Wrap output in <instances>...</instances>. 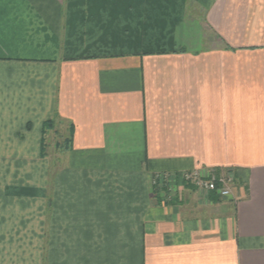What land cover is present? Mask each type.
<instances>
[{
	"label": "crops",
	"instance_id": "obj_1",
	"mask_svg": "<svg viewBox=\"0 0 264 264\" xmlns=\"http://www.w3.org/2000/svg\"><path fill=\"white\" fill-rule=\"evenodd\" d=\"M0 264H264V0H0Z\"/></svg>",
	"mask_w": 264,
	"mask_h": 264
},
{
	"label": "built area",
	"instance_id": "obj_2",
	"mask_svg": "<svg viewBox=\"0 0 264 264\" xmlns=\"http://www.w3.org/2000/svg\"><path fill=\"white\" fill-rule=\"evenodd\" d=\"M168 176L157 175L156 181L167 179ZM182 181L194 185L200 190L213 192L219 197H229L231 195V187L234 181V175L231 171H226L223 174H215L211 172L208 176L201 175L198 171L185 172L179 177Z\"/></svg>",
	"mask_w": 264,
	"mask_h": 264
},
{
	"label": "trees",
	"instance_id": "obj_3",
	"mask_svg": "<svg viewBox=\"0 0 264 264\" xmlns=\"http://www.w3.org/2000/svg\"><path fill=\"white\" fill-rule=\"evenodd\" d=\"M226 49L229 50V48H226ZM54 128H55L54 120H48V121H45L43 123L42 143H41V147L42 148H41V153H40L41 157H45V155H46V144H45L46 132L49 131V130H53ZM67 130H68V137H65V139L62 142H60V143L57 142L55 144L56 148H59L60 150H62L63 148L68 149L72 145V125L71 124L69 125V128Z\"/></svg>",
	"mask_w": 264,
	"mask_h": 264
},
{
	"label": "rangeland",
	"instance_id": "obj_4",
	"mask_svg": "<svg viewBox=\"0 0 264 264\" xmlns=\"http://www.w3.org/2000/svg\"><path fill=\"white\" fill-rule=\"evenodd\" d=\"M66 132H67V124L66 123H59V122L57 124L55 123V132H52L47 137V145L54 146L55 142H59V143L62 142L63 138L67 136ZM52 156H53V150L50 151V157H52ZM164 181H168V179L162 180V182H164ZM162 182L160 183L161 186L158 189H161L164 187V183H162ZM233 184H234V181H233ZM233 184H232L231 190L234 186ZM158 189H156V190H158Z\"/></svg>",
	"mask_w": 264,
	"mask_h": 264
}]
</instances>
